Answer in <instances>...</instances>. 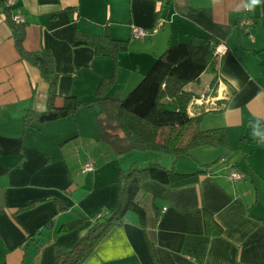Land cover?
I'll use <instances>...</instances> for the list:
<instances>
[{"label":"crops","instance_id":"0c3cea01","mask_svg":"<svg viewBox=\"0 0 264 264\" xmlns=\"http://www.w3.org/2000/svg\"><path fill=\"white\" fill-rule=\"evenodd\" d=\"M12 1L25 24L24 47L54 61L55 105L67 95L92 100L110 75L106 93L121 97L176 41L209 35L221 45L215 83L214 73L204 72L186 87L218 105L200 124L224 127L229 147L206 146L211 158H198L197 167L220 150L231 165L218 161L179 186L146 179L137 197L144 224L127 212L82 264H264V142L258 141L264 135V3L248 11L245 0ZM248 16L253 41L238 28ZM134 27L152 33L135 39ZM87 34L124 40L125 48L113 58L96 53L76 42ZM47 95L48 80L19 55L0 7V264H54L55 246L72 247L91 217L114 207L118 172L130 165L97 140L95 102L26 126L24 113L43 110ZM87 160L93 169L83 171ZM233 170L241 172L239 180L230 177ZM204 210L221 225L220 234L205 232ZM77 218L75 227L60 231Z\"/></svg>","mask_w":264,"mask_h":264},{"label":"trees","instance_id":"16d2710c","mask_svg":"<svg viewBox=\"0 0 264 264\" xmlns=\"http://www.w3.org/2000/svg\"><path fill=\"white\" fill-rule=\"evenodd\" d=\"M0 7L19 55L38 65L48 80L46 107L41 111L28 109L23 115L26 126L72 115L79 106H89L95 102L98 106L95 116L97 140L110 147L116 155L132 150H154L174 158L187 155L199 146L229 149L224 127L204 128L200 124L205 111L218 108L216 103L214 108L200 107L198 112L193 110L194 114L187 109L189 101L195 96L186 87L189 83L198 82L204 72L214 73L211 85L215 83L219 57L215 50L219 43L217 39L209 35H193L188 41L169 44L155 56L149 69L125 96L114 97L106 93L107 88L113 84V76L110 75L101 78L92 100L83 101L74 95H67L61 105H55L57 75L51 55L28 51L23 43L25 24L23 20L15 19L18 11L7 0H0ZM79 37L76 42L89 44L96 53L110 55L112 58L125 48L124 40L106 35L87 34L83 38ZM220 151L215 160L199 162L193 171H177L173 166L167 167L158 161L141 166L133 161L126 168H121L117 176V203L110 210L91 217L93 220L90 227L72 247L55 246L54 264H82L110 228L125 222L127 212H134L143 225L145 212L137 197L146 179L169 186L187 184L214 163L224 161L226 157ZM203 214L205 232L209 235L220 234L222 227L213 215L207 210ZM80 220L77 218L64 224L60 231L75 227ZM50 222L47 220L44 225L48 226Z\"/></svg>","mask_w":264,"mask_h":264},{"label":"rangeland","instance_id":"374dc122","mask_svg":"<svg viewBox=\"0 0 264 264\" xmlns=\"http://www.w3.org/2000/svg\"><path fill=\"white\" fill-rule=\"evenodd\" d=\"M203 77H206V76L204 75ZM129 90L130 89H128V91L123 93L122 96H125L127 94V92H129ZM216 105H211L209 98L206 97L205 94H200V95H195L194 97H192V99L189 101V104L187 105V109L191 114H194L193 110L195 111L196 106L203 107V109L204 108L209 109V107L214 108V107H216ZM80 145H81V142H80ZM87 146H89L87 148L88 151L91 150L93 147L89 143H87ZM102 146L108 147L105 144H102ZM79 148L83 149L84 147H79ZM206 148H207L206 146H200L197 149L191 150L189 152V154H187V155H178L177 157H174V158L171 155L163 154L159 151H154V150H146V151L132 150V151H129V152L124 153V154H119L117 156L121 157V159H130L129 160L130 163L133 161H136L137 164L140 166L147 164L151 160L152 161L157 160L161 164H165L167 166H170L169 164H174V168L177 171H179L178 169H180V170H186V169L192 170L194 167H197L198 158H206V157L211 158L210 154L212 152H208V150L207 151L202 150V149H206ZM198 151H203V152L200 154V152H198ZM209 160H215V159H209ZM226 160H227L226 165L230 166L232 163V159H229V160L226 159ZM237 162H238V164H240V159H237ZM216 163H214V165ZM128 164H129V162H128ZM191 165H193V166L191 167Z\"/></svg>","mask_w":264,"mask_h":264},{"label":"built area","instance_id":"2783aa9c","mask_svg":"<svg viewBox=\"0 0 264 264\" xmlns=\"http://www.w3.org/2000/svg\"><path fill=\"white\" fill-rule=\"evenodd\" d=\"M7 3L13 5L12 0H7ZM15 19H16V21H22V18L19 14L15 15ZM253 24H254V19L252 17H249V16L242 18L238 22V28L243 33H245L251 41H253V35L250 32V28L253 26ZM151 33H152L151 30H148V29H145L142 27H134L132 29L131 36L135 39H138V38H142L146 35H150ZM220 46L221 45L216 46V49H215L218 54L221 53V50H222L220 48ZM210 103H211V105H215V103L211 100H210ZM258 141L264 142V135H260ZM92 169H93V163L91 161H85L83 164L82 170L83 171H90ZM229 175L233 180H239L242 176L240 172L235 171V170L231 171Z\"/></svg>","mask_w":264,"mask_h":264},{"label":"clouds","instance_id":"9594fccd","mask_svg":"<svg viewBox=\"0 0 264 264\" xmlns=\"http://www.w3.org/2000/svg\"><path fill=\"white\" fill-rule=\"evenodd\" d=\"M264 3V0H245L244 7L248 11H252Z\"/></svg>","mask_w":264,"mask_h":264}]
</instances>
